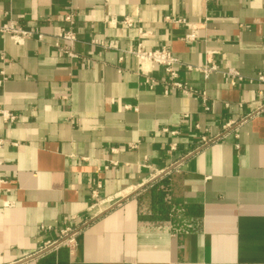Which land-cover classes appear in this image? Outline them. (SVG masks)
I'll use <instances>...</instances> for the list:
<instances>
[{"label": "crops", "instance_id": "0c3cea01", "mask_svg": "<svg viewBox=\"0 0 264 264\" xmlns=\"http://www.w3.org/2000/svg\"><path fill=\"white\" fill-rule=\"evenodd\" d=\"M69 14L73 59L52 45ZM181 18L199 25L195 42ZM10 20L45 37L0 33V107L19 116L0 119L14 202L0 199V264H264V0H0ZM138 44L216 64L208 78L178 70L209 109L163 67L141 72ZM66 227L74 247L40 252Z\"/></svg>", "mask_w": 264, "mask_h": 264}, {"label": "built area", "instance_id": "2783aa9c", "mask_svg": "<svg viewBox=\"0 0 264 264\" xmlns=\"http://www.w3.org/2000/svg\"><path fill=\"white\" fill-rule=\"evenodd\" d=\"M208 1V0H207ZM64 22H66V25L61 28V30L56 34V40L52 44L62 55L67 56V58H76L77 54L74 51V45L78 41L77 35L73 29L74 24V17L72 14H69V16L64 17ZM177 23H183L187 26L189 29V32L185 35L184 39L187 42H195L199 38V25L190 23L188 20L181 18L175 20ZM125 24L131 25V20L129 18L125 19ZM0 33L4 36H9L10 39L15 42L16 44H23L25 40L27 39H37L40 42L44 41L45 35L35 27H25L20 25L16 21H9L3 25L0 26ZM91 44H99L104 47H115L114 44L106 45L103 43V41L99 40H92ZM131 55H133L139 65V70L144 73V66L147 64H156L161 67H163L164 71L167 73L169 77V85L175 89H178L180 91L185 92L186 94L195 92L197 95L202 99L203 106L205 109H209L208 106V98L205 91L197 92L194 91L193 88L188 86L186 83H182L180 81H177L178 78V70L181 67H185L189 71H198L201 72L205 78H208L209 75L213 72H219V67L211 63L210 65L205 66H191V65H185L170 49L167 47H162L159 49H147L144 47L143 44H138L136 47L131 48L127 51ZM223 75L225 76V79L227 83L231 86H236L239 81H243L242 75L235 70L234 68H229L226 71L223 72ZM258 79L260 82L264 83V75H259ZM8 81V76L5 72V69H2L0 71V86L4 85V83ZM167 92V91H166ZM261 109H264V103L261 106ZM18 115L15 113H12L11 111H8V109L4 107H0V119L6 123H16L18 121ZM236 123L229 122L226 123L223 126L224 131H226L228 128L232 127ZM165 132H168V129H164ZM175 134L176 132H172ZM213 139H208L207 137L201 138V145H206ZM6 144V141L4 139L0 138V148L3 147ZM17 145V144H14ZM176 144L170 145V150L176 149ZM163 174V173H161ZM10 181L7 179H4L0 177V199L3 198L4 195L9 193L12 190V187L9 186ZM100 188V185H98L97 189L93 191V197L98 198L99 193L98 190ZM4 207L10 208L14 206V202L10 201L8 199H2ZM46 227H42V229H45ZM49 229V227H48ZM77 229L72 227H66L62 230L61 239L58 241L51 242L49 241L47 244H45L44 248L40 250V252H43L45 250L49 251L52 249H59V247H69L72 248L76 244V234Z\"/></svg>", "mask_w": 264, "mask_h": 264}]
</instances>
